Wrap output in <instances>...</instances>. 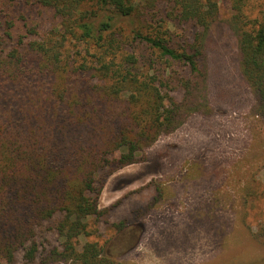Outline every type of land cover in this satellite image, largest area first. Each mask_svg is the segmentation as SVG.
I'll return each instance as SVG.
<instances>
[{"label": "trees", "instance_id": "trees-1", "mask_svg": "<svg viewBox=\"0 0 264 264\" xmlns=\"http://www.w3.org/2000/svg\"><path fill=\"white\" fill-rule=\"evenodd\" d=\"M36 2L56 27L42 34L26 25L15 41L6 20L0 36V264H15L21 249L34 262L37 235L54 221L62 243L51 255L114 264L96 242L79 250V238L89 236V218L107 212L98 201L109 176L140 162L190 114L212 112L205 42L219 3ZM175 22L196 31L179 38ZM232 26L242 75L264 115V20L244 18L236 6Z\"/></svg>", "mask_w": 264, "mask_h": 264}, {"label": "rangeland", "instance_id": "rangeland-1", "mask_svg": "<svg viewBox=\"0 0 264 264\" xmlns=\"http://www.w3.org/2000/svg\"><path fill=\"white\" fill-rule=\"evenodd\" d=\"M217 1L205 42L212 112L190 114L140 162L107 178L98 201L107 212L87 220L79 250L96 242L114 264H264V115L242 75L232 26L236 6L244 18L264 20V0ZM160 7L169 10L165 2ZM6 20L15 23V41L26 25L43 34L58 23L36 0H0V36ZM171 27L179 38L196 31L189 23ZM56 224L38 233L34 262L21 249L15 264H74L51 255L62 243Z\"/></svg>", "mask_w": 264, "mask_h": 264}]
</instances>
